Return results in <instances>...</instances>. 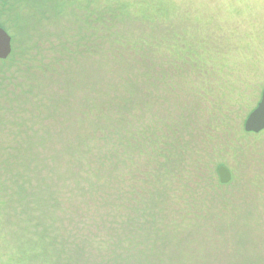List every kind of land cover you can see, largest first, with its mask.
Masks as SVG:
<instances>
[{"label": "rangeland", "instance_id": "374dc122", "mask_svg": "<svg viewBox=\"0 0 264 264\" xmlns=\"http://www.w3.org/2000/svg\"><path fill=\"white\" fill-rule=\"evenodd\" d=\"M0 27V264H264V0H0Z\"/></svg>", "mask_w": 264, "mask_h": 264}, {"label": "water", "instance_id": "95a60500", "mask_svg": "<svg viewBox=\"0 0 264 264\" xmlns=\"http://www.w3.org/2000/svg\"><path fill=\"white\" fill-rule=\"evenodd\" d=\"M12 53V38L0 27V61L6 60ZM247 133L259 134L264 131V90L257 107L250 113L245 122ZM218 175L221 184H228L232 179L229 170L223 166L219 167Z\"/></svg>", "mask_w": 264, "mask_h": 264}, {"label": "trees", "instance_id": "16d2710c", "mask_svg": "<svg viewBox=\"0 0 264 264\" xmlns=\"http://www.w3.org/2000/svg\"><path fill=\"white\" fill-rule=\"evenodd\" d=\"M120 8H123V9H125L122 5H121V3H120V5H119V8H117V9H120ZM126 10V9H125ZM126 12H127V10H126ZM126 15V14H125ZM112 16V15H111ZM99 20H100V18H99ZM19 154V153H18ZM18 154H15V155H12L10 158H12V159H15V161L16 162H19V160H23V155H18ZM5 162V161H4ZM6 162H8V161H6ZM6 168H2L1 170L2 171H0V175L2 174V173H5V172H7L8 170H9V166L6 164ZM10 167H12L11 165H10ZM13 169H15V167L13 166V168H12V170ZM11 191V190H10ZM15 198V196H14V194H12V193H10L9 191H8V189L6 188V186H5V184H4V182H2V183H0V224L1 223H3V221H4V219H5V216H6V213H7V211L9 210V204H10V202L13 200ZM41 249H42V247H37L36 248V252L37 253H42V251H41ZM30 253H32V255H33V253L34 252H27L26 254H24V256H25V259H29V260H33V257H32V255L30 254ZM34 257H39L40 255H37V256H35V255H33ZM51 257H48L46 260H48V259H50ZM20 262L21 263H25L26 262V260H19V264H20ZM28 263V262H27Z\"/></svg>", "mask_w": 264, "mask_h": 264}]
</instances>
